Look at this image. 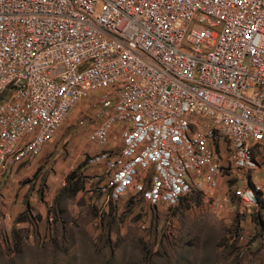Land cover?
Wrapping results in <instances>:
<instances>
[{
  "label": "built area",
  "instance_id": "built-area-1",
  "mask_svg": "<svg viewBox=\"0 0 264 264\" xmlns=\"http://www.w3.org/2000/svg\"><path fill=\"white\" fill-rule=\"evenodd\" d=\"M81 101L69 125L94 124L84 182L106 203L174 210L225 175L260 209L264 0H0V189Z\"/></svg>",
  "mask_w": 264,
  "mask_h": 264
},
{
  "label": "rangeland",
  "instance_id": "rangeland-1",
  "mask_svg": "<svg viewBox=\"0 0 264 264\" xmlns=\"http://www.w3.org/2000/svg\"><path fill=\"white\" fill-rule=\"evenodd\" d=\"M84 104L36 157L8 174L0 190V264H264V191L260 209L247 212L234 195L242 183L233 176L174 210L152 209L132 195L106 203L91 191L84 175L92 169L83 157L93 150L94 124L69 125L95 109ZM118 139L111 135L119 145ZM252 174L264 187V171ZM51 209L56 216L49 223Z\"/></svg>",
  "mask_w": 264,
  "mask_h": 264
},
{
  "label": "crops",
  "instance_id": "crops-1",
  "mask_svg": "<svg viewBox=\"0 0 264 264\" xmlns=\"http://www.w3.org/2000/svg\"><path fill=\"white\" fill-rule=\"evenodd\" d=\"M73 111H74V110L72 109V110L70 111V113H72ZM75 143H77V141H74V144H75ZM48 148H49V147H48ZM96 148H97V147L91 145V149H96ZM46 163H47V162H46ZM19 165H20V164H19ZM16 166H18V165H16ZM16 166H15V167H16ZM15 167H14V168H15ZM14 168H13V169H14ZM13 169H12V170H13ZM12 170H11V171H12ZM11 171L9 172V175L11 174ZM7 177H8V175H7ZM6 179H7V178H6ZM6 179H5V182H6ZM5 182H4V183H5ZM4 183H3V185H4ZM3 185H2V186H3ZM6 186H7V185H5L4 190H7V187H6ZM1 188H2V187H1ZM0 190H1V189H0ZM0 193H1V192H0Z\"/></svg>",
  "mask_w": 264,
  "mask_h": 264
},
{
  "label": "trees",
  "instance_id": "trees-1",
  "mask_svg": "<svg viewBox=\"0 0 264 264\" xmlns=\"http://www.w3.org/2000/svg\"><path fill=\"white\" fill-rule=\"evenodd\" d=\"M73 175H74V173L73 172H71L70 173V175H69V178H72L73 177ZM80 175V174H79Z\"/></svg>",
  "mask_w": 264,
  "mask_h": 264
},
{
  "label": "bare ground",
  "instance_id": "bare-ground-1",
  "mask_svg": "<svg viewBox=\"0 0 264 264\" xmlns=\"http://www.w3.org/2000/svg\"><path fill=\"white\" fill-rule=\"evenodd\" d=\"M85 100V99H84Z\"/></svg>",
  "mask_w": 264,
  "mask_h": 264
}]
</instances>
